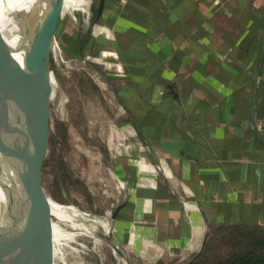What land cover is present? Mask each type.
<instances>
[{"label":"crops","instance_id":"1","mask_svg":"<svg viewBox=\"0 0 264 264\" xmlns=\"http://www.w3.org/2000/svg\"><path fill=\"white\" fill-rule=\"evenodd\" d=\"M56 1L58 27L81 16L56 35L91 39L128 80L119 96L153 117V168L124 170L120 236L131 224L138 245L183 250L206 224L264 227V0Z\"/></svg>","mask_w":264,"mask_h":264},{"label":"rangeland","instance_id":"2","mask_svg":"<svg viewBox=\"0 0 264 264\" xmlns=\"http://www.w3.org/2000/svg\"><path fill=\"white\" fill-rule=\"evenodd\" d=\"M35 2L33 21L43 17L50 0ZM67 11L63 15L62 26L58 27L56 23L55 32L57 27L66 28L65 23L68 21L75 25L80 23L81 16L77 15L76 21H73ZM39 28L40 31H34L27 41L32 90L37 102L36 150L33 156L36 176L34 211L52 201L53 204H74L70 214L65 207L55 206L45 218L61 239L69 237V241L83 217L81 211L77 217V209L93 215H106L110 227L108 234L109 231L113 232L114 241L122 251L119 253L113 248L109 235H103L101 247L88 236L85 248L78 247L77 251L65 252L66 264H124L127 261L129 264H183L202 251L206 253L207 260L215 262L233 250L236 231L233 228L223 229L216 224L207 230V240L201 251L203 231L195 246L183 250L153 246L149 240L139 246L138 240L131 235V224L128 225V234L120 236L118 219L112 220V214L135 189L132 187L135 179L128 181L122 165L115 162V158L125 157L131 165H136V175L153 168V148L148 138L141 135L135 126L134 118L139 117L143 111L138 106L133 108L132 104L119 96L123 84L128 83V80H122V72L117 70L115 64L101 57L100 52L93 53L92 46L84 48L79 54L64 48L67 54L61 52V63L58 64L52 51V41L63 43L69 49H72L76 41L57 35L51 41L44 33L42 24ZM131 90L133 94L137 93L134 88ZM118 135L129 138L135 136L140 141L144 139L148 145L142 140V149L129 147ZM139 153H145L149 163L142 162ZM133 170L127 164L126 173L130 178L133 177ZM238 226L243 228V225ZM45 234H48L47 227ZM44 235H41L39 241L44 239ZM54 238L57 240V237ZM58 243L62 244V241L55 242V250ZM36 248L35 255H41V249ZM55 263L64 264L59 260ZM37 264L52 263L49 259L39 257Z\"/></svg>","mask_w":264,"mask_h":264},{"label":"water","instance_id":"3","mask_svg":"<svg viewBox=\"0 0 264 264\" xmlns=\"http://www.w3.org/2000/svg\"><path fill=\"white\" fill-rule=\"evenodd\" d=\"M59 15V2L50 0L49 9L43 15V22L37 24L38 27L42 24L44 33L51 41L56 35L55 26ZM21 26V60L15 57V51L0 32V154L16 170L19 182L17 187L9 191L3 211L5 220L0 223V264H26L27 242L36 236L33 145L36 141L37 102L32 90L27 41L31 34L40 31V28L34 29V24L29 23ZM14 107H18L20 112L17 117L13 115ZM145 143L147 144L146 141ZM122 206L121 204L115 208L112 220L117 218ZM208 226L206 224L207 230ZM207 230L199 251L207 239ZM108 235L113 248L122 253L120 246L114 241L113 232L109 231ZM197 254L183 264H188ZM124 264L129 263L127 261Z\"/></svg>","mask_w":264,"mask_h":264},{"label":"bare ground","instance_id":"4","mask_svg":"<svg viewBox=\"0 0 264 264\" xmlns=\"http://www.w3.org/2000/svg\"><path fill=\"white\" fill-rule=\"evenodd\" d=\"M35 6H36L35 0H0V32H1V35L3 36V38L6 40V42H8V44L15 51L14 54L18 60H21V57H22V52L19 51L20 50L19 48L23 42V33H22L21 24H24V23L25 24L26 23L27 24L28 23L34 24V29H39L37 24L40 22H43V17H37L35 19V21H33V19L35 17V13H36ZM35 24L37 27L35 26ZM45 49H46V47H45ZM52 51H53V53L57 59V63L60 64L61 63V59H60L61 56H60L59 50L56 47L55 41H52ZM47 86H48V84H47ZM19 114H20V112H19L18 107H14L13 108V115L17 117ZM117 131H118V129H117ZM115 134H117V133H115ZM118 137L121 138L127 144L126 146L135 147V148L140 147L141 148V141L142 140L140 141V139L138 137L134 136V137L129 138V137L120 136V135H118ZM119 149L121 150V147ZM35 150H36V141L34 142V145H33V153H35ZM122 153H124V152H122ZM138 157L142 160V162H144L146 164L149 163L147 160V157L145 156V153H139ZM115 162L122 165L124 170L127 171V164H128L127 158L118 157V158H115ZM168 176H169V173H168ZM120 182H121V180H120ZM18 185H19V182H18L16 170L14 168H12L11 163L7 162L4 159V157L0 154V223H2L5 220L3 211H4V206L8 200L9 191L11 189H13L14 187H17ZM52 204H53V201L47 203L44 206V208L34 211V213H35V227H34V229L36 232V236L32 237V239L30 240L29 243L27 242V245H26V264H37L39 257L46 259V260L49 259V261L52 264H56L55 262H57V260L66 264L67 262L65 260L66 259L65 252H67L68 250L77 251L78 247L85 248L86 244H87V241H86L87 238L86 237L89 236V237L95 239L97 246L101 247L103 240H104L103 235L104 236L108 235V229L110 227L108 228L106 215L105 216H102V214L101 215H93V214L88 213L86 211H82L81 209H77V217H78L79 211L82 212L83 217L81 216V222L78 224V227L76 228L75 234L73 235V237L70 238V241H69V237H65V238L61 239V236L57 235L54 232V230H52V225H50L49 222L45 221V218L48 216L50 211L55 206L65 207L67 212L70 214L71 206H74V204L62 203V202H57V203H54L53 205ZM49 205H51L52 208ZM186 205H187V207H190V208H194V209L197 208L196 205L191 204V203L186 202ZM110 226H111V222H110ZM46 227L48 230V234L44 235V233L46 231ZM41 235H44V239L40 240L42 242L39 241V238L41 237ZM54 237H57V240ZM58 240H61L62 244L58 243L59 246H57L58 248L55 250V246H53V245L55 244V242H58ZM36 246L41 249V255H39V256L35 255V250L37 249ZM121 257H123V256H121Z\"/></svg>","mask_w":264,"mask_h":264},{"label":"trees","instance_id":"5","mask_svg":"<svg viewBox=\"0 0 264 264\" xmlns=\"http://www.w3.org/2000/svg\"><path fill=\"white\" fill-rule=\"evenodd\" d=\"M77 42H79L78 45L81 48L75 50L73 46L71 47L72 49L68 47L66 49L72 53L79 54L78 52L92 45L91 39L85 35ZM84 42L85 45H83ZM67 45L71 44L67 43ZM134 120L140 134L151 142L150 138L153 137V117L140 115L139 117H135ZM228 228L230 230L233 228L236 231V240L233 242L235 248L233 250H229L215 262L207 260L206 253L202 251L188 264H264V227L243 224V228H239L238 225L229 226Z\"/></svg>","mask_w":264,"mask_h":264},{"label":"built area","instance_id":"6","mask_svg":"<svg viewBox=\"0 0 264 264\" xmlns=\"http://www.w3.org/2000/svg\"><path fill=\"white\" fill-rule=\"evenodd\" d=\"M258 128H263L264 127V119H259L256 123Z\"/></svg>","mask_w":264,"mask_h":264}]
</instances>
